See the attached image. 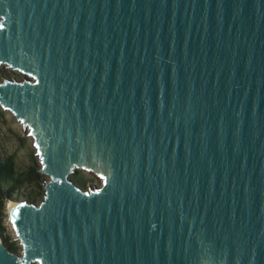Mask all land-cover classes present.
<instances>
[{"label":"water","instance_id":"1","mask_svg":"<svg viewBox=\"0 0 264 264\" xmlns=\"http://www.w3.org/2000/svg\"><path fill=\"white\" fill-rule=\"evenodd\" d=\"M0 64L48 176L0 264H264V0H0Z\"/></svg>","mask_w":264,"mask_h":264},{"label":"rangeland","instance_id":"2","mask_svg":"<svg viewBox=\"0 0 264 264\" xmlns=\"http://www.w3.org/2000/svg\"><path fill=\"white\" fill-rule=\"evenodd\" d=\"M4 78L19 81L28 77L20 71L0 64V81ZM6 157L12 159L16 172L23 181H26L24 182L25 185L18 189V192L21 195L32 194L34 195L33 203L39 202L43 194V183L48 179V176L39 171L40 163L35 154L31 136L27 134L26 129L21 127L18 120L15 119L10 111L0 107V159ZM18 200L25 199L21 197ZM7 203L4 205L6 235H8L9 240L14 242L17 249L15 254L19 255L21 247L18 240L14 237L8 222L6 213Z\"/></svg>","mask_w":264,"mask_h":264},{"label":"trees","instance_id":"3","mask_svg":"<svg viewBox=\"0 0 264 264\" xmlns=\"http://www.w3.org/2000/svg\"><path fill=\"white\" fill-rule=\"evenodd\" d=\"M26 182L18 175L15 170L14 163L10 157L0 159V240L4 247L12 253H16L14 242L9 240L6 235V226L4 224V205L8 199L18 200L21 197L28 202L33 203L34 195H21L18 192ZM8 200V201H7Z\"/></svg>","mask_w":264,"mask_h":264},{"label":"bare ground","instance_id":"4","mask_svg":"<svg viewBox=\"0 0 264 264\" xmlns=\"http://www.w3.org/2000/svg\"><path fill=\"white\" fill-rule=\"evenodd\" d=\"M15 202L14 201H8L7 203V209H10V207L14 204Z\"/></svg>","mask_w":264,"mask_h":264},{"label":"snow or ice","instance_id":"5","mask_svg":"<svg viewBox=\"0 0 264 264\" xmlns=\"http://www.w3.org/2000/svg\"><path fill=\"white\" fill-rule=\"evenodd\" d=\"M38 147V146H37ZM13 215H14V213H13Z\"/></svg>","mask_w":264,"mask_h":264}]
</instances>
